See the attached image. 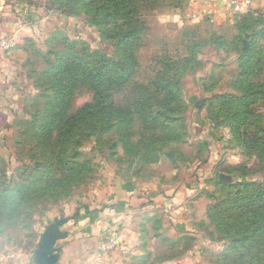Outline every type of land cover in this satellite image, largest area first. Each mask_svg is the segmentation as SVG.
Masks as SVG:
<instances>
[{
    "label": "rangeland",
    "instance_id": "1",
    "mask_svg": "<svg viewBox=\"0 0 264 264\" xmlns=\"http://www.w3.org/2000/svg\"><path fill=\"white\" fill-rule=\"evenodd\" d=\"M156 1L138 4L146 30L133 51L139 64L133 81L147 87L160 67L169 64L159 76L161 81L165 76L164 85L169 80V103L159 94L146 98L150 103L142 109L172 113L168 129L142 131L138 118L128 137L126 128L116 118H108L103 106L78 132L62 137L65 144H57L61 131L73 129L65 127L67 119L85 106H94L95 100L84 84H78L63 118L56 121L59 109L54 99L60 94L44 55L49 54L55 63L56 57L100 50L106 58L112 57L109 68L117 70L121 55L114 48L116 41L102 37V24L98 27L90 21L96 15L82 9L81 0H0L22 6L37 16L38 23L35 41L28 45L32 56L27 79L18 80L25 96L14 101H8L6 94L0 98V264H36L53 227L89 209L88 203L102 196L107 173L124 171L129 180L156 182L162 189L183 183L189 189L194 166H204V174L201 187L186 203V225L192 233L186 231L180 237L182 233L168 229L161 234L163 219L157 216L137 227L139 244L128 264H237L240 257L258 258V241L264 242V227L258 240V226L264 213L252 210L258 208V196L264 190V170L257 151L249 147L258 132H264V95L258 98V91L264 92V68L258 64L264 53L253 60L243 58L251 65L245 69L235 67L229 53L239 47L252 49L254 56L264 51V0H255L244 14L222 11L220 19H215L220 14H211L208 0ZM242 15L250 18L244 25L245 35L237 24ZM253 35L258 39L250 46ZM74 40H83L89 49L84 54L80 46L73 49L69 44ZM204 93L232 96L210 105L205 101L211 97ZM235 96L238 99H229ZM112 98L120 109L131 107L134 96L126 91ZM208 125L212 133L201 132L205 131L209 145L191 139V133ZM101 130L104 133L97 141ZM217 152L221 161L205 167L207 155L211 158Z\"/></svg>",
    "mask_w": 264,
    "mask_h": 264
},
{
    "label": "crops",
    "instance_id": "2",
    "mask_svg": "<svg viewBox=\"0 0 264 264\" xmlns=\"http://www.w3.org/2000/svg\"><path fill=\"white\" fill-rule=\"evenodd\" d=\"M222 16L223 13L215 19ZM36 18V15L27 13L22 6L0 2V42L6 40L12 43L10 49L0 47V98L6 94L10 97L8 101H14L25 96L26 92L18 80L27 79L28 61L32 56L28 45H31L32 40L35 41L34 30L38 25ZM229 55L235 67H238L237 54L230 52ZM204 96L207 98L213 95L204 93ZM210 127L208 125L201 129L200 126L195 134L191 133V139L209 145L205 131L212 133L213 129ZM202 130L205 131L201 132ZM208 147L212 151V147ZM211 156L209 158L207 155L205 167L222 159L220 152L212 153ZM166 167L169 170V166ZM156 170L164 173L159 168ZM190 172L189 177L192 178L188 180L189 189L183 183L171 189H162V184L156 182L129 180L124 171L109 175L107 173L102 196L88 203L89 209L77 211L69 221L65 219L64 222H68L59 227L54 246L57 250L54 254L58 255L56 264H128L129 256L134 254L139 244L137 227L157 216L163 219V227H160L159 232L161 234L168 229L182 233L180 237L186 231L192 233L186 225V203L188 197H192L201 187L199 181L204 174V166L199 169L194 166V170ZM114 234L118 239L117 248L102 260L96 259L99 246ZM194 238L196 239V235Z\"/></svg>",
    "mask_w": 264,
    "mask_h": 264
},
{
    "label": "trees",
    "instance_id": "3",
    "mask_svg": "<svg viewBox=\"0 0 264 264\" xmlns=\"http://www.w3.org/2000/svg\"><path fill=\"white\" fill-rule=\"evenodd\" d=\"M146 2H148L147 4H155L157 1L81 0L82 9L87 10L90 14L94 13L96 15V17L90 18V21L97 26L98 23L102 24V27L98 26L102 28L99 30V32H101L102 34V37L108 38L113 43L114 40L116 41L114 48L117 49V52H120L121 55L120 60L115 63L117 70L109 68L112 57L106 58V56L103 55L100 50L93 51L87 55L82 56H78L77 54H68L61 57H56L55 63L51 62V60L48 59L49 54L44 55V58L47 60V64L50 66V73H53L50 74V78L53 80V84L58 88V92L60 94L59 97H55L54 99V107L59 109L57 115L54 116L56 121H59L63 118L65 110H67V108L69 107L73 89L76 88L78 84H84L86 89L93 93L95 100L94 106H85L76 115L67 119L68 124L65 127H72L73 129L70 130L69 133H67L66 129L61 131L58 135V140L56 142L57 144H65L67 141L62 142V137L78 132V130L76 129L79 126L85 125L89 121V118L93 119V117L95 116V112H102L103 106L104 108L106 107L108 109V118H116V123H118L123 128H126L125 132L128 133V137L129 135L131 136V133L129 131L130 127L135 123V120H138V118H141L142 120V131H154L157 128L168 129L166 123H169L171 121L169 116L172 115V113L164 111L149 113V109H146L144 111L142 109L145 107V105L150 103L149 99L146 98L151 97L155 99L159 94H164L163 102L165 101V99L168 100V102L165 104L169 103V80H167L164 85L162 81H164L163 78L165 76H163L162 81L159 78V76L166 73V69H169V64H165L160 67L161 71L158 72L156 80L147 81V87L137 86V83H134L133 81L137 75V68L139 66L137 56H134L133 51L136 50V48L141 43L142 34L146 30V24L142 20L143 17L139 14L138 4L141 3L145 6ZM99 13H102V18L97 19L99 17ZM246 15L242 16L244 17ZM243 17L240 19V21H238L237 24H240L242 32L245 35V29L247 26L244 27V25L250 18L244 17L243 19ZM256 39H258V35L251 36L249 41H253L251 42L250 46H253L255 44ZM65 41H68V39L65 38ZM69 45L73 49L76 46H80L83 54L89 49V45L83 40L71 41ZM251 51L252 49L250 48L244 51L241 47L234 48V50L231 51L237 54L238 67L241 66L245 69V67L251 66L250 64H248L247 66L246 63H248V61L244 62L242 60L243 58L253 60L255 59V57H259L261 53H264V51H258L256 54L257 56H254L253 52ZM189 57L184 62H187L189 60ZM259 63L263 64V69L264 60L261 61L260 57L258 59V64ZM247 77L244 76L243 78L247 79ZM177 82H175V85L178 84ZM152 89H154L155 91ZM64 90H68V92L66 91L65 93ZM126 91H130L134 96L132 106L128 108H116L119 106L114 102L112 97L115 94ZM260 95H264V92L258 91V98ZM224 96L228 98L232 95H216L206 100L205 102H208L211 105L212 102L224 99ZM229 99L236 100L238 98H236L235 96V98L232 97ZM156 102H160L162 104L161 100L158 101L157 99ZM174 113L175 112H173V114ZM147 117L149 118L147 119ZM161 119L162 121L160 122ZM256 119H258V117H256ZM215 120H219V118L215 117ZM172 121L175 120L173 119ZM109 122L110 121H107L106 124L110 125ZM214 122L217 123L216 121ZM94 126L96 127V125ZM102 133L104 132L101 130L99 136L97 137V141H100V139L102 138ZM262 133L264 132H258V139L252 140V147L249 148L251 150L257 151L256 154H258L260 167H262L264 170V137L262 135H259ZM85 208L88 209L87 207ZM256 210H258V213H264V190L261 191L260 195L258 196V208L254 207L252 212L254 213L256 212ZM263 227L264 218L258 226V240H260L261 238L259 230ZM263 249L264 242L262 241V243H260L258 241V258L255 255L249 256L246 259H244V257H240L239 259H237V264H264V256H261V252H263Z\"/></svg>",
    "mask_w": 264,
    "mask_h": 264
},
{
    "label": "built area",
    "instance_id": "4",
    "mask_svg": "<svg viewBox=\"0 0 264 264\" xmlns=\"http://www.w3.org/2000/svg\"><path fill=\"white\" fill-rule=\"evenodd\" d=\"M254 1L255 0H208L207 2L211 8V14H221L223 13L222 11H227L231 15H238L250 11L254 5ZM0 47L10 49L12 43L3 40L0 42ZM117 246L118 239L116 234H114L99 246L96 259L102 260L104 257L110 255Z\"/></svg>",
    "mask_w": 264,
    "mask_h": 264
},
{
    "label": "water",
    "instance_id": "5",
    "mask_svg": "<svg viewBox=\"0 0 264 264\" xmlns=\"http://www.w3.org/2000/svg\"><path fill=\"white\" fill-rule=\"evenodd\" d=\"M61 223H59L57 227H53L52 231H50L45 237L44 243L47 249L42 257L40 256L37 257L36 264H56L58 255L54 254L55 251H57L56 249H54V246H55L57 234L59 232V226L61 225Z\"/></svg>",
    "mask_w": 264,
    "mask_h": 264
}]
</instances>
